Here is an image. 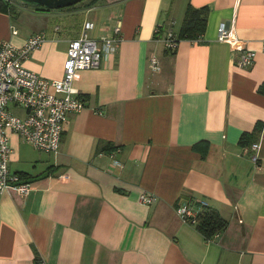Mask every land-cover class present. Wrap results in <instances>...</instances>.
<instances>
[{
    "label": "crops",
    "instance_id": "obj_1",
    "mask_svg": "<svg viewBox=\"0 0 264 264\" xmlns=\"http://www.w3.org/2000/svg\"><path fill=\"white\" fill-rule=\"evenodd\" d=\"M89 2L0 11V44L44 35L22 66L50 80L85 22L96 40L119 23L114 54L74 76L84 108L68 114L57 153L5 131L9 171L29 191L0 193V264H264V0ZM188 5L208 10L205 32L166 52ZM221 24L238 45L217 40ZM237 46L255 52L251 66H238ZM183 203L226 227L206 238L177 214Z\"/></svg>",
    "mask_w": 264,
    "mask_h": 264
},
{
    "label": "built area",
    "instance_id": "obj_2",
    "mask_svg": "<svg viewBox=\"0 0 264 264\" xmlns=\"http://www.w3.org/2000/svg\"><path fill=\"white\" fill-rule=\"evenodd\" d=\"M92 29L93 24L85 22L79 37L69 42L63 75L59 80L42 78L22 66V62L45 40L43 34L33 35L20 48L8 43L0 44V193L7 189H15L21 194L29 191V185L22 182L18 174L9 171L11 150L5 131L10 130L39 152L57 153L68 114L84 108L73 87L74 76L79 71L99 68L103 56L114 54L119 37V23L113 36L98 40L91 37ZM158 32L159 27H156L154 33ZM13 34H16L15 30ZM217 40L240 43L224 24L217 28ZM163 43L165 50L172 52L175 49L177 44L172 31L164 34ZM236 50L240 53L238 66H251L255 52L241 46ZM150 66L157 68L155 57L150 58ZM19 111L22 113L18 114ZM251 148L256 150L257 144ZM252 160L256 162V156ZM141 201L148 204L153 197L142 195ZM177 214L183 221L195 224L198 212H193L183 203L178 205Z\"/></svg>",
    "mask_w": 264,
    "mask_h": 264
},
{
    "label": "trees",
    "instance_id": "obj_3",
    "mask_svg": "<svg viewBox=\"0 0 264 264\" xmlns=\"http://www.w3.org/2000/svg\"><path fill=\"white\" fill-rule=\"evenodd\" d=\"M94 1L91 0L89 2V6L94 4ZM27 4V3H23ZM11 4L8 2L6 3L3 0H0V11L1 12H9L12 8ZM34 6L37 11L48 13L51 10H46L41 6L29 4ZM75 8V6L60 9V10H68L71 11ZM207 9L200 8L196 9L192 6L188 5L185 10L184 18L177 36H175V43L177 44L179 40H196L202 37L205 32L206 24H207ZM161 30L159 28L158 34H160ZM169 52L168 50H165ZM174 51V50H173ZM260 125L256 126L252 132L255 136L260 131ZM253 139V138H252ZM252 139L250 135L245 134L242 136L240 140V145L245 147L247 146ZM20 178H25L24 175L18 174ZM226 227V222L219 217V215L212 209L207 206H200V210L198 215L196 216V228L206 237L210 238L211 236L215 235L216 233L220 232Z\"/></svg>",
    "mask_w": 264,
    "mask_h": 264
},
{
    "label": "water",
    "instance_id": "obj_4",
    "mask_svg": "<svg viewBox=\"0 0 264 264\" xmlns=\"http://www.w3.org/2000/svg\"><path fill=\"white\" fill-rule=\"evenodd\" d=\"M15 1L38 5L46 10H60V9L76 6L77 4L85 0H15Z\"/></svg>",
    "mask_w": 264,
    "mask_h": 264
},
{
    "label": "rangeland",
    "instance_id": "obj_5",
    "mask_svg": "<svg viewBox=\"0 0 264 264\" xmlns=\"http://www.w3.org/2000/svg\"><path fill=\"white\" fill-rule=\"evenodd\" d=\"M10 1V6L12 7V9H14L18 14L19 13H22V15L23 16H25L24 15V11H25V9H23L24 7H26V8H34V6H32V5H29V4H25V5H23L21 2H17V1H15V0H9ZM90 0H86V1H84V2H81V3H79V4H77L76 6H75V8H77V7H82L83 5H85V4H87L88 2H89ZM61 10H51V12L52 13H56V12H60ZM16 13V14H17ZM26 17V16H25ZM14 20L16 21V23H19V19L16 17V18H14ZM18 20V21H17ZM20 113H22V112H18V114H20Z\"/></svg>",
    "mask_w": 264,
    "mask_h": 264
}]
</instances>
